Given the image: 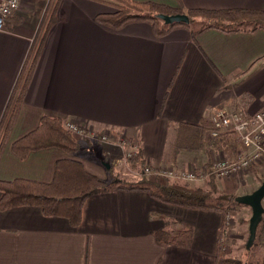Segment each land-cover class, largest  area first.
Instances as JSON below:
<instances>
[{
    "label": "crops",
    "instance_id": "1",
    "mask_svg": "<svg viewBox=\"0 0 264 264\" xmlns=\"http://www.w3.org/2000/svg\"><path fill=\"white\" fill-rule=\"evenodd\" d=\"M53 1L23 0L15 13L22 24L0 33V122L25 61L42 37ZM100 1L60 0L0 151L1 181L49 183L57 161L69 158L56 148L31 152L22 160L13 153L12 144L34 130L43 116L87 130L82 137L73 135L80 143L73 159L106 180L104 163L126 176L131 173L125 158L135 143L141 144L150 167L200 170L208 161L204 152L180 151L174 164L164 158L177 124L210 120L214 111L234 110L245 100L249 115L264 105V31L208 30L195 39L183 28L158 38L146 23L114 31L95 20L114 12ZM133 1L186 10H264V0ZM238 72L245 75L228 79ZM104 134L107 142L100 145ZM121 140L130 147L119 146ZM96 145L103 146V154ZM260 169L257 183L240 193L239 176L218 178L217 185L226 193L250 194L264 182V167ZM239 214L249 223L251 210ZM163 216L192 228L189 248L156 243L153 234L166 228ZM220 223L219 214L166 205L142 191L89 197L77 228L62 218H46L37 208L21 207L0 212V264H215Z\"/></svg>",
    "mask_w": 264,
    "mask_h": 264
},
{
    "label": "trees",
    "instance_id": "2",
    "mask_svg": "<svg viewBox=\"0 0 264 264\" xmlns=\"http://www.w3.org/2000/svg\"><path fill=\"white\" fill-rule=\"evenodd\" d=\"M59 2L60 0L53 1L50 17L38 46L33 56L30 55L25 61L23 72L17 82L18 86L15 87L5 108L0 122V151L22 102L46 35L56 21ZM100 2L113 8L114 12L99 14L95 20L100 25L114 31L121 30L133 23L150 25L153 34L158 38L178 28L189 31L193 39L208 30H216L225 34L264 31V10L249 8L186 10L183 8L174 9L154 2L133 0H101ZM176 14L187 15L189 23L165 25L158 18L159 15ZM21 24V17L16 15L4 20V26L8 31ZM194 25L198 27L194 28ZM243 75L245 72H238L232 74L228 79L237 81ZM63 123L60 118L43 116L34 130L12 144L13 153L21 160L31 152L50 148L63 151L69 158L57 161L53 179L49 183L25 179L0 180V212L21 207H34L39 209L46 218H62L72 228H77L81 224L83 205L89 197L116 190L142 191L152 199L166 205L219 214L221 223L218 231L219 248L215 264H264V255L260 263H254L249 260L233 258L228 255L229 253L221 251V238L227 228L225 227V217L228 215L236 217L238 214L236 207L241 204L235 202L238 194L219 190L218 178L211 174V154L224 151L233 156L236 155L240 150V142L234 134L221 133L210 137L209 133L214 130L211 120H202L198 124L181 122L170 134L164 158L171 160V163L174 164L175 157L180 151H201L207 154L208 161L200 169L207 175L203 186L147 177L144 174L146 158L140 143H135L136 149L129 160V167L139 173V179L108 185L105 180L87 172L80 162L73 159L80 152V143L73 134L64 128ZM111 169L112 167H110ZM257 169V167H252L253 172H257ZM160 218H163L166 228L153 234L156 243L163 246L189 248L193 234L192 228L181 225L170 217ZM239 222L244 223L243 220ZM254 245L264 250V213L257 227Z\"/></svg>",
    "mask_w": 264,
    "mask_h": 264
},
{
    "label": "built area",
    "instance_id": "3",
    "mask_svg": "<svg viewBox=\"0 0 264 264\" xmlns=\"http://www.w3.org/2000/svg\"><path fill=\"white\" fill-rule=\"evenodd\" d=\"M23 0H0V33L4 31V20L18 12ZM246 101L234 110L214 111L211 116V123L214 130L209 133L210 137H215L221 133H232L240 142V150L236 155H228L224 151L212 152L211 154V174L220 179H229L232 177H245L252 171V167H260L264 163V105L254 114H247ZM64 128L73 135L82 137L87 134V130L80 124L67 121L63 123ZM100 145L107 142V134L99 138ZM119 146L127 148L125 140L118 143ZM135 151L136 145L131 144ZM127 160H130L132 153L127 154ZM144 174L148 177H157L168 179L170 181L193 183L198 180L206 179L207 175L202 170L161 167L153 168L145 165ZM234 224L233 217H225V227L223 237L221 238V251L227 250V240L230 237V228Z\"/></svg>",
    "mask_w": 264,
    "mask_h": 264
},
{
    "label": "rangeland",
    "instance_id": "4",
    "mask_svg": "<svg viewBox=\"0 0 264 264\" xmlns=\"http://www.w3.org/2000/svg\"><path fill=\"white\" fill-rule=\"evenodd\" d=\"M194 28H197V25L193 26ZM96 149L98 150L99 154H103L104 148L103 146L96 145ZM134 151L132 150L131 153ZM99 157V156H98ZM127 156L125 158L126 164H128V171H131V173H127L128 176L123 174V171H119L115 166L111 170H106V168H103L104 174L106 175L105 182L108 185L118 183L119 181H137L139 179V173L131 170L129 167V160H127ZM110 166V165H109ZM105 167V166H104ZM112 167V166H111ZM264 166L257 167V172H249L248 176L246 175L244 178H239V183L237 184L236 191L238 193L242 192L245 188H251L252 185H254V182L257 183L260 176V168H263ZM121 172V173H120ZM148 177V176H147ZM252 178V179H251ZM253 180V181H252ZM194 186H203V184H196L193 183ZM220 190H223L222 186L219 187ZM230 191V190H229ZM228 192V191H226ZM237 194V193H236ZM264 200V199H263ZM238 210V214L236 217H233L234 224L230 228V237L227 240V250L225 252L229 253L228 255L233 258H240L245 261H251L254 263H260L263 255L264 250L258 247L257 245H254L252 249L249 251L246 248L247 238H248V219H246V222L240 223V220H243V216L239 214V211H250V208L244 205H240L236 207ZM230 216V215H229ZM232 217V216H231ZM242 238V239H241Z\"/></svg>",
    "mask_w": 264,
    "mask_h": 264
},
{
    "label": "water",
    "instance_id": "5",
    "mask_svg": "<svg viewBox=\"0 0 264 264\" xmlns=\"http://www.w3.org/2000/svg\"><path fill=\"white\" fill-rule=\"evenodd\" d=\"M158 18L165 24L171 25L174 23H189V18L185 14H176V15H159ZM106 170H109V165L104 163ZM264 199V182L260 184V186L255 189L250 194L240 195L236 197L235 202L244 206H247L251 210V218L249 219L248 226V238L246 243L247 250L253 246L256 231L259 223L262 220V216L264 213V208L262 201Z\"/></svg>",
    "mask_w": 264,
    "mask_h": 264
}]
</instances>
